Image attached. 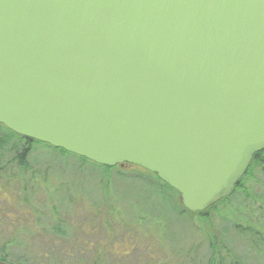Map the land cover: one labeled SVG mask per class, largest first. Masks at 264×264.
<instances>
[{
  "label": "water",
  "instance_id": "95a60500",
  "mask_svg": "<svg viewBox=\"0 0 264 264\" xmlns=\"http://www.w3.org/2000/svg\"><path fill=\"white\" fill-rule=\"evenodd\" d=\"M0 124L205 212L264 150V0H0Z\"/></svg>",
  "mask_w": 264,
  "mask_h": 264
},
{
  "label": "rangeland",
  "instance_id": "374dc122",
  "mask_svg": "<svg viewBox=\"0 0 264 264\" xmlns=\"http://www.w3.org/2000/svg\"><path fill=\"white\" fill-rule=\"evenodd\" d=\"M34 150L37 157L47 153L40 145ZM52 157L55 167L50 169L41 164H50L51 160L39 156L35 158L36 166L28 159L36 166L38 177L35 182L28 180L35 191L27 203L22 200V181L9 186L1 178L0 257L9 263L93 264L92 256L99 243L107 248L102 264L118 260L120 264H145L155 256L160 264H208L212 239L231 253L232 260L226 259L225 264L234 260L235 264H264L261 166L253 165L244 186L226 205L218 206L209 218L203 219L188 212L179 216L184 211L179 194L141 167L107 169L97 163H82L61 151ZM5 168L1 166L2 170ZM99 179L105 180L102 190ZM104 196L108 204L101 210ZM17 199L21 201L17 203ZM67 220L73 226L70 233L66 224L62 226L63 232L53 229ZM255 233L263 240L261 251L250 246ZM196 245L198 255L188 253Z\"/></svg>",
  "mask_w": 264,
  "mask_h": 264
},
{
  "label": "trees",
  "instance_id": "16d2710c",
  "mask_svg": "<svg viewBox=\"0 0 264 264\" xmlns=\"http://www.w3.org/2000/svg\"><path fill=\"white\" fill-rule=\"evenodd\" d=\"M2 129H4V131H0V139H2L3 141H0V155L1 154H4L5 152H7V151H10V152H12V151H16V148H17V146L16 145H14L13 144V140H12V137H15V135H17V134H14L12 131H10V130H8V129H6L5 127L3 128L2 126H0ZM33 151H36V150H34V147H31V148H28L27 149V155L29 154V153H32ZM63 153H66L67 155H70V156H74V157H77V158H79V159H81L82 160V163L83 162H85V163H92V162H90L89 160H87V159H85V158H81V157H79V156H77V155H75V154H69V153H67V152H65V151H63ZM0 158H2V157H0ZM253 163L250 165V167H249V170L246 172V175L239 181V184H238V186L235 188V190L231 193V194H229L228 195V198H226V199H224V200H222V201H220V202H218V204H216V205H214V206H212V207H210V208H208L207 209V211H205V212H199V213H196L197 215H199L200 217H202L203 219H207V218H209L210 217V213L212 212V211H214V210H216V209H218V206H220V205H222V204H224V205H226L228 202H229V200L231 199V197L235 194V192H237L238 190H239V188L240 187H242V186H244L243 184V182H244V180L250 175V170H251V168H252V166L253 165H259V166H261V168H262V171H263V173H264V150L263 151H261L259 154H256L255 156H254V159H253V161H252ZM6 163H3V161L2 160H0V167L1 166H6L5 165ZM94 164V163H93ZM107 167V166H106ZM107 169H114V168H110V167H108ZM110 171H112V170H110ZM100 180V179H99ZM97 182V181H96ZM95 182V183H96ZM98 186L99 187H101L100 189L102 190L103 189V187H105L106 185H105V180H100V181H98ZM164 184L168 187V188H170L165 182H164ZM98 187V188H99ZM170 189H174V188H170ZM175 190V189H174ZM176 191V190H175ZM177 192V191H176ZM103 193H104V191H103ZM178 193V192H177ZM179 194V193H178ZM179 196H180V194H179ZM108 199H106L105 198V196H104V199H103V204L101 205V206H99V209H101V210H104V208L105 207H107V201ZM111 202H112V200H110ZM111 205H113V202L111 203ZM183 212H182V214L180 213L179 214V216H184L187 212L188 213H190L191 214V212L188 210V209H186V208H184V206H183ZM195 214V215H196ZM66 219H68L67 218V216H66ZM60 222H62V220H60ZM64 224H66V226H67V229L69 230V233H70V231H71V229L73 228V226H72V224H70L69 223V221L67 220V221H65V222H63L62 224L61 223H59L58 225H56V226H53V229L54 230H58V229H61V232H63V227L62 226H64ZM197 232V231H196ZM68 233V234H69ZM67 236V235H66ZM194 238H197V234L195 233V237ZM250 243V246H251V248H254L256 251H261L260 250V247H261V245H262V243H263V240L262 239H260L259 238V234L258 233H255V234H253V238H252V242H249ZM257 244V245H256ZM90 248H93L92 246H90ZM198 246L196 245L195 247L193 246V247H191L190 249H189V251H188V253H190V252H193V253H195V255L197 256L198 254H197V251H198ZM210 248H211V253H212V256L210 257V259H209V262H208V264H225L224 263V261L226 260V259H229V258H231V253L226 249V247L225 246H220V243H218V241L216 240H212L211 239V241H210ZM96 252H95V254L92 256V258H93V264H102L104 261H105V254H106V251H107V248H106V246L105 245H100L99 243H98V245L96 246ZM176 251H178V248H177V250ZM110 252V251H109ZM173 253H175V251H173ZM169 259H170V256L168 257V261H169ZM0 260L1 261H4V262H8L7 261V259L6 258H4V257H0ZM230 260H232V258L230 259ZM235 261V260H234ZM234 261L233 262H231L232 264H235L234 263ZM9 263V262H8ZM11 264H17V263H15V262H10ZM81 264H83V263H81ZM113 264H120V262H119V260L118 261H115ZM145 264H160L159 263V258L157 257V256H155L154 257V259H151L150 258V260L147 262V263H145ZM165 264H171L170 262H167V263H165Z\"/></svg>",
  "mask_w": 264,
  "mask_h": 264
},
{
  "label": "flooded vegetation",
  "instance_id": "af4514ba",
  "mask_svg": "<svg viewBox=\"0 0 264 264\" xmlns=\"http://www.w3.org/2000/svg\"><path fill=\"white\" fill-rule=\"evenodd\" d=\"M3 128L5 126L1 125ZM6 128V127H5ZM7 129V128H6ZM9 130V129H8ZM0 131H4V129H2L0 127ZM16 134V133H15ZM13 140V144L17 146L16 151H7L4 154H1L0 160L3 161V163H6V168L4 170L1 169L0 167V181H2V177L3 179H6V183L9 184V186H15V184L17 182L21 181L23 182V189L20 190L21 193L22 191L25 193L24 198L22 200H24L26 203L29 200H32V193L35 191V187L32 186L30 187V184L33 185V183H28V180L31 179V182H35V178L38 177V172L36 170V166L38 164V160L35 158H40L43 160H51L50 164L45 165L44 163L41 164L42 167H45L47 169H50V167H55V165L53 164L55 161L52 159L53 154L57 153V152H63L65 150L63 149H56L54 147H52L51 145H47L44 144L40 141H34L32 139H25L24 137L20 136V135H15V137H12ZM0 141H3L2 139H0ZM42 146L45 150H46V155L45 156H41L39 155L38 157L36 156V151H33L32 153H29L27 155V149L31 148V147H38V146ZM70 154V153H69ZM29 160H33L34 164L33 165L28 161ZM43 162V161H42ZM130 164H125V165H120V167H124ZM132 166V165H130ZM2 171H4L5 174H2ZM48 171V170H46ZM20 176H19V175ZM18 175V177H17ZM7 177V178H6ZM59 181V180H58ZM15 183V184H14ZM45 184V183H44ZM46 186V185H44ZM63 186H67L66 184H64ZM19 195V193H18ZM23 195V193H22ZM21 196V195H19ZM19 199V198H18ZM17 199V203L18 201H21ZM10 201H12L11 199H9ZM13 203H15V200H13Z\"/></svg>",
  "mask_w": 264,
  "mask_h": 264
}]
</instances>
